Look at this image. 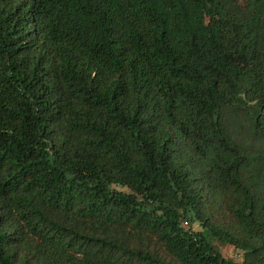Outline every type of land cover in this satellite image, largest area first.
Returning a JSON list of instances; mask_svg holds the SVG:
<instances>
[{"label": "trees", "instance_id": "obj_1", "mask_svg": "<svg viewBox=\"0 0 264 264\" xmlns=\"http://www.w3.org/2000/svg\"><path fill=\"white\" fill-rule=\"evenodd\" d=\"M0 264H264V0H0Z\"/></svg>", "mask_w": 264, "mask_h": 264}, {"label": "rangeland", "instance_id": "obj_2", "mask_svg": "<svg viewBox=\"0 0 264 264\" xmlns=\"http://www.w3.org/2000/svg\"><path fill=\"white\" fill-rule=\"evenodd\" d=\"M199 227H196L195 229H198ZM217 248L221 251V253L229 259L235 260V261H242L243 260V252L228 245L221 244L219 242H215Z\"/></svg>", "mask_w": 264, "mask_h": 264}]
</instances>
